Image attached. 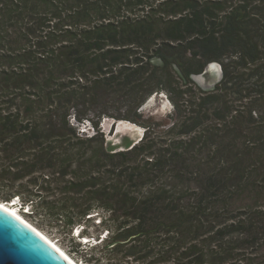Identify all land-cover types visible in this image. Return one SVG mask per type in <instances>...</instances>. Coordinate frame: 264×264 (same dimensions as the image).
I'll return each mask as SVG.
<instances>
[{
  "label": "trees",
  "instance_id": "1",
  "mask_svg": "<svg viewBox=\"0 0 264 264\" xmlns=\"http://www.w3.org/2000/svg\"><path fill=\"white\" fill-rule=\"evenodd\" d=\"M162 92L177 120L108 151L96 109ZM0 201L87 264H264V0H0Z\"/></svg>",
  "mask_w": 264,
  "mask_h": 264
},
{
  "label": "water",
  "instance_id": "2",
  "mask_svg": "<svg viewBox=\"0 0 264 264\" xmlns=\"http://www.w3.org/2000/svg\"><path fill=\"white\" fill-rule=\"evenodd\" d=\"M222 78L223 70L219 62L207 63L200 73L191 75L192 81L203 92L213 91ZM113 121L117 123L116 128L122 129L123 120ZM86 134L92 136L94 130L88 129ZM142 136L138 140L122 136L119 142L105 138V146L110 152L124 151L131 149ZM12 203L15 204L16 201L7 204ZM37 234L26 222L0 207V264H71Z\"/></svg>",
  "mask_w": 264,
  "mask_h": 264
},
{
  "label": "rangeland",
  "instance_id": "3",
  "mask_svg": "<svg viewBox=\"0 0 264 264\" xmlns=\"http://www.w3.org/2000/svg\"><path fill=\"white\" fill-rule=\"evenodd\" d=\"M111 98H116V100H118V96H110L108 98V101H110ZM120 100L121 102L120 103L117 102L116 103L117 105L115 104L110 107L108 104L107 107L104 108L105 111H102V109H99V108L96 109L97 113L105 112V114H102L101 118L98 120L99 122L98 128L100 129V132L103 133L104 138H107L108 140H114V141L119 142L122 136H129V138L133 140L135 139L138 140L142 136L143 132L145 131L142 124H146L150 126L156 125V126H153L152 128L157 129V131H164L165 129L170 127L172 123H174L177 120L176 109L174 108L172 102L170 101L166 93L162 92V93L153 94L152 96H150L146 100V102L137 110L139 117L136 120L138 123L127 121L129 123L128 124L126 120H123L122 129L116 128L117 123L113 121L114 119L113 120H108V119H111V117H109V114L110 115L121 114L122 116L126 115L125 107H124V104H125L124 96H121ZM91 115H92L91 117L95 119V121H97L96 116H94L95 113H91ZM115 121L117 120L115 119ZM92 127L94 128V125L91 124L89 121L87 122L85 121L84 126H78L81 134L86 133L87 130L92 129ZM92 133L93 132H91V134ZM20 213L21 212L19 211V214ZM23 217L22 218L26 220L27 223H29L31 226H33L35 229H37L42 234H44L47 238H49L53 243H55L63 252H65L77 264H87L84 262L85 251H83L80 254L72 253V250H71L72 246H70L71 243L69 239L66 238L63 234H59V233H56V231L54 230H49L41 226H38L34 222L33 218H27L24 215ZM96 231H97L96 228H92L90 226L88 227V232L92 233V236L96 234ZM77 232L78 230H75V234ZM88 239L89 240L87 239L82 240V245H84L83 243H85L86 240L87 241L93 240V238H89V237ZM76 242L78 243L79 241L77 240ZM90 243L96 244L97 241H92Z\"/></svg>",
  "mask_w": 264,
  "mask_h": 264
},
{
  "label": "bare ground",
  "instance_id": "4",
  "mask_svg": "<svg viewBox=\"0 0 264 264\" xmlns=\"http://www.w3.org/2000/svg\"><path fill=\"white\" fill-rule=\"evenodd\" d=\"M0 207H2L4 210H6L7 212H9L10 214L14 215L16 218H18L19 220H22V222H26V220H24L20 214H19V210L16 209L14 203L12 204H7V203H2L0 202ZM27 223V222H26ZM27 225L29 227H31L34 232L38 233L37 235H39L43 240H45L48 244H50L53 248L57 249L62 255H64V257H66V259L71 263V264H77L76 262H74L65 252H63L55 243H53L49 238H47L44 234H42L40 231H38L37 229H35L33 226H31L29 223H27ZM87 241V240H86ZM70 258V259H69ZM72 260V261H71Z\"/></svg>",
  "mask_w": 264,
  "mask_h": 264
},
{
  "label": "flooded vegetation",
  "instance_id": "5",
  "mask_svg": "<svg viewBox=\"0 0 264 264\" xmlns=\"http://www.w3.org/2000/svg\"><path fill=\"white\" fill-rule=\"evenodd\" d=\"M221 64V63H220ZM221 67H222V64H221ZM190 77H191V75H190ZM23 211V210H22ZM22 213V212H21ZM70 259V258H69ZM72 261V260H71ZM75 262V261H74Z\"/></svg>",
  "mask_w": 264,
  "mask_h": 264
},
{
  "label": "built area",
  "instance_id": "6",
  "mask_svg": "<svg viewBox=\"0 0 264 264\" xmlns=\"http://www.w3.org/2000/svg\"><path fill=\"white\" fill-rule=\"evenodd\" d=\"M28 209H29V208H28V207H26V210H27V212H29V211H28Z\"/></svg>",
  "mask_w": 264,
  "mask_h": 264
}]
</instances>
